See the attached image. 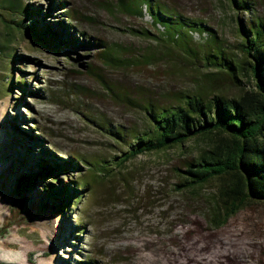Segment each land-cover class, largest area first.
I'll use <instances>...</instances> for the list:
<instances>
[{"label":"rangeland","instance_id":"obj_1","mask_svg":"<svg viewBox=\"0 0 264 264\" xmlns=\"http://www.w3.org/2000/svg\"><path fill=\"white\" fill-rule=\"evenodd\" d=\"M22 1L25 23H46L51 31L13 28L0 59V224L20 221L0 235V264H264L263 201H249L216 227L208 206L218 181L198 195L178 189L177 168L210 138L120 160L134 136L150 127L152 108L175 104L185 93L238 97L255 87L245 69L234 78L224 66L209 67L203 55L217 43L224 56L240 58L241 22L264 21V0H248L245 9L232 0H151L203 27L181 28L187 38L177 41L187 39L185 47L155 37L164 27L153 24L145 5L136 14L115 0ZM175 28L169 20L166 36ZM74 37L94 42L77 44ZM207 71L219 74L212 80ZM5 132L9 138H2ZM40 146L53 156L50 164L66 169L57 170L58 180L39 174L35 186L68 182L70 195L80 196L59 215L32 207L22 219L31 203H18L13 191L27 169L20 154L35 165ZM81 177L85 189L74 183Z\"/></svg>","mask_w":264,"mask_h":264},{"label":"trees","instance_id":"obj_2","mask_svg":"<svg viewBox=\"0 0 264 264\" xmlns=\"http://www.w3.org/2000/svg\"><path fill=\"white\" fill-rule=\"evenodd\" d=\"M237 8H248V0H232ZM117 6L129 13H142L143 5L147 7L153 17V24H162L164 29L155 37L166 41H175L184 47L187 39L180 42L177 39L184 33L182 27L203 30L198 22L184 18L175 12L162 10L158 4L152 5L151 0H115ZM0 9L11 14L7 17L0 11V22L3 24L4 36L0 37V59H4L5 48L8 47L12 29L27 28L32 34L47 35L51 28L46 24L37 26L34 22L25 23L22 15L27 14L28 8L22 0H0ZM169 20L175 21V30L172 37L166 36L169 31ZM15 24V27L12 26ZM57 23H62L58 21ZM241 30L244 38L239 42L241 57H226L222 49L214 41L215 52H206L204 62L209 67L224 66L231 76L236 78V71L245 69L247 76L254 81L255 87L242 92L238 97H229L222 93L213 92L209 97L201 93H185L175 104L160 105L150 110V127L135 135L136 140L130 143L129 148L123 152L121 161H125L138 153L153 150H163L181 145L190 138L208 137L211 144L200 150L194 157L186 159L183 168H177L181 174L178 189L188 191L190 194H200L201 188L208 182L217 180V189L209 199L208 214L213 226L219 227L235 214L249 201L264 202V21L260 18H250ZM147 31H144L146 33ZM79 36L84 33H78ZM85 36V35H84ZM186 37V35L184 34ZM54 36L52 35V40ZM187 38V37H186ZM77 44H93L91 37L79 40L74 37ZM215 40V38H214ZM191 50V49H189ZM214 80L218 72L205 73ZM13 82H11L12 84ZM17 84L24 88L25 83ZM9 138L5 132L2 138ZM11 142V141H10ZM16 146V145H15ZM16 148V147H15ZM30 150V146H28ZM41 161L31 165L26 157L22 158V170L15 178L13 191L18 203L30 202L24 214L20 216L29 218L32 207H36L47 215L63 213L69 200L78 193L70 195L69 183L55 185L48 182L39 190L35 184L39 174H49L53 180H58L59 172L66 166L60 167L50 164L52 155L45 147L40 146ZM38 168V169H37ZM1 169V166H0ZM87 187V181L81 177L74 182ZM74 185V184H73ZM71 186L76 192V186ZM28 216V217H27ZM20 222L15 217L9 218L0 224V235L6 233L14 223ZM82 264V262H78Z\"/></svg>","mask_w":264,"mask_h":264},{"label":"bare ground","instance_id":"obj_3","mask_svg":"<svg viewBox=\"0 0 264 264\" xmlns=\"http://www.w3.org/2000/svg\"><path fill=\"white\" fill-rule=\"evenodd\" d=\"M18 117H15V118H12V119H10L9 120V124H10V126L12 127V128H17V124H18ZM18 142V145H20L21 146V141H17ZM25 144V143H24Z\"/></svg>","mask_w":264,"mask_h":264}]
</instances>
